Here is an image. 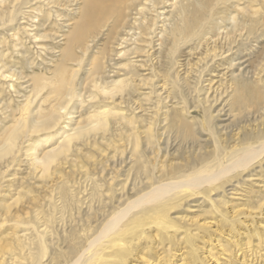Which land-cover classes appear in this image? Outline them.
I'll return each instance as SVG.
<instances>
[{"label": "bare ground", "instance_id": "6f19581e", "mask_svg": "<svg viewBox=\"0 0 264 264\" xmlns=\"http://www.w3.org/2000/svg\"><path fill=\"white\" fill-rule=\"evenodd\" d=\"M18 1L0 0V20L18 19ZM63 1L80 6L52 75H23L18 113L0 105L10 118L0 117V186L11 164L27 168L13 177L15 198L0 201V264H264V46L249 41L264 33V0L236 2L239 20L216 9L225 0ZM1 56L11 89L21 76ZM78 106L84 115L74 116ZM78 153L111 168L79 185L67 171L80 168Z\"/></svg>", "mask_w": 264, "mask_h": 264}, {"label": "rangeland", "instance_id": "374dc122", "mask_svg": "<svg viewBox=\"0 0 264 264\" xmlns=\"http://www.w3.org/2000/svg\"><path fill=\"white\" fill-rule=\"evenodd\" d=\"M48 1L49 0H45V1L44 0H20V1H18L19 3L17 2V4L14 7V9H16V11H17L16 17H18L19 20L16 17H15L16 19L14 21H12L11 23L9 21L6 22L7 21L6 18H3V19L1 18V20H0V23H1L0 24V52H1L0 54H2L1 58L4 59L1 63L2 64H5L4 65L5 67L3 68V70L5 71V69H6V70H8L6 72H10V73H11V71H16L17 70L16 71V74L17 75L19 74L21 76V78L19 77V79L11 82V83H14V87H15V88L13 87L14 89L12 87L10 89V84H8V83H10V80H7L6 81V80H2L3 77L0 78V83H1L0 84V101H1L0 102V105H2V103L4 104L6 102L8 104V102H9V104H10V105L8 104L10 106V107H8L9 109L4 110V111L7 112V114H11V113H13V111H14V113H18L17 110L21 106L22 100L24 99L22 95H24V94H27L28 95L29 94V93L25 92V89L24 88H21V87H24L25 84H27V83H25V81L27 80V77H30L31 75H33V76L34 75H38L39 76V74L41 73V75L39 76V79H41V77H44V76L45 77H50L52 75L49 71H50V67H52V68L54 67L53 66L54 62L51 65L50 62H49V60H52V58L53 59L56 58V54L58 55V52H57V49L58 48L57 47H59L60 45H62V43L64 42L62 40V38H63L62 35L66 36V33L68 32V26H66L68 24V22H65V21L68 20V19H70L71 17H74V20H75L76 17H77L76 14H74V11L73 10L76 7H79L80 6V3L77 2L76 4H74V3L73 4H68V3H66V1L60 0V1H56V2H58L56 4L54 2L51 3V2H48ZM245 1L246 0H241V1H238V0H225V1L221 2L219 5H217L216 6V9L222 10V8H225L224 6H226V7L228 6V7H230V8H227L228 12L231 13L232 15H234L235 17H237L236 19L239 20L242 17H241V14H240V10L238 11V8H236L237 7V3L240 2L242 5H245L244 4ZM5 3H6V6H11V4H9V2L6 1ZM48 3H50V4H48ZM64 3L65 4H68V5H64ZM229 3L231 5H233V6H231ZM254 3L255 2H253V4ZM149 4H150V2L148 1V4L146 6H148ZM46 5H48V6H46ZM254 5H256V3ZM64 6L66 8H64ZM0 7H1V5H0ZM60 7H62L63 9H60ZM35 8H38L39 10L41 9L43 11V13L44 12H46V13L49 12L48 13L49 17L48 16L45 17V14L44 15H41L42 14V13H40L41 10H40V12H37L36 13V11H38V10H36ZM235 10H237L238 12L235 11ZM260 12H261V10H260ZM59 13H60V16H59ZM236 14L238 16H236ZM32 15H35L37 17L34 18ZM162 17L163 16H161L160 17L161 19H159V23H158L159 26H160V24H162V20H163ZM46 18H47V22L49 23V25H47L48 24L47 23L46 24V27H44L43 29H41L42 27H39L38 28L37 25L36 26L34 25V24H37L38 23V20H40L39 22H41L42 20H44ZM226 23H228V21ZM144 24L145 23H142V20L140 19V17L137 18L135 24L133 25V30H132L131 34H134L135 36H137L138 33L140 32V28H138V26L139 25L140 26H143ZM26 25H27V28L24 29V27H26ZM166 25H169V23L166 22ZM227 25L230 27V25H231L230 22ZM21 26H23V27H21ZM32 28H33V31L31 30ZM105 29L106 28H104V30L102 31L101 35H99L97 37L98 39H95V41L92 42L93 43L92 44L93 47L95 46V44H96V46H101L100 43H103L104 42V40H105V34H104V32H106ZM53 32H54V34H53ZM259 32H261V31H259ZM259 32H257V36L256 37H252L253 39L251 38L249 40L251 42V44H252L251 45V48L252 49H254L255 47L264 46V35H262L264 33H262V34L260 33L259 34ZM38 33L39 34H42V33L51 34L52 37H50V36L49 37H45V38L36 37V39H34L35 38L34 35L37 34V36H39ZM55 33H56V35H55ZM37 38H38V40H37ZM256 39L257 40L259 39V40L257 41ZM97 40H100V41L98 43H96ZM41 44H42V46H41ZM135 45H136V43H134L133 40H131L129 42V44L126 47H124V48H132ZM93 47L90 49V51L95 52L94 51L95 48H93ZM158 47H155V48H158ZM9 50H10V52H9ZM157 50L160 51V48H158ZM95 54H97V53H95ZM243 54H245V53H243ZM86 57H85V62L87 61V58ZM131 57L133 58V55H131ZM194 57L196 58L197 55L194 56ZM133 59H135V58H133ZM182 62H184V64H185L187 62V58L185 60V58L183 57L182 58ZM71 66H74L73 63L71 64ZM187 66H188V64L184 65L185 68L190 67V66H188V67ZM47 69L49 71H47ZM70 69H71V67L68 68V71H66L64 73V75L69 76L68 73L70 72L69 71ZM218 71H220L219 74H222L223 75V73H222L223 71H221L219 68L217 69L216 73ZM83 72H84V67H81V68L78 69L79 75L77 73V77L75 79V82L78 83L77 80H78L79 77H81V75H83L82 74ZM144 73H145V71H144ZM23 75L24 76H27L28 75V76L26 78H23L24 77ZM208 77H209V75H208ZM223 77H224V75H223ZM215 78L217 80L219 77L218 78L215 77ZM24 79H26V80H24ZM19 84L20 85L21 84H24V85L20 87ZM17 87H19V88H17ZM14 90L20 91L19 97L16 96L17 94L14 92ZM48 90H49V86L46 87L44 90H42V95H46L47 92H48ZM148 91L146 93H148ZM133 94H134V98L136 100L140 96V92H138V91H136V92L134 91ZM152 97L155 98V95H153ZM19 98H20V100H19ZM6 99H7V101H6ZM97 99L94 101V104L100 102V100L97 101ZM76 102H75V104H76ZM92 104H89V105L91 106ZM18 105H20V106L17 107ZM72 105L73 104H71V106ZM74 105L72 106V108L75 107ZM89 105H86V106H89ZM168 105H170V103ZM14 106L17 107V109ZM86 106L85 107L78 106L79 108H77L76 111L73 113V114H75L74 116H77V113H78V115H84L85 112H86V110H87V108H88ZM80 108H83L85 111L83 112V109L79 111ZM14 109H16V112H15ZM8 110L9 111L12 110V112L9 113ZM71 110H73V109H71ZM2 114L3 113L0 110V117H4V115L6 113L3 114V115ZM222 117H224V116H222ZM225 118L227 119V117H224L223 119H225ZM1 119H3V118H0V122H3V120H5L3 123H7L8 124L10 118L7 115V118L4 117L3 120H1ZM226 119L223 120L222 123H225L227 121ZM6 120H7V122H6ZM85 146L87 148L84 147V145L81 146L82 148L84 147L83 148L85 150L84 153L82 152L83 149L81 151L84 155L87 152H88L87 154H89V151L91 153H94V150H91L90 148H88L89 147L88 145H85ZM107 152H109V151H107ZM128 153L129 152H127L126 154H128ZM81 156H82L81 154H79L77 156H75V155L72 156V158H74L73 160H75L74 163L76 164V167H74V168H79L80 167L81 169L79 168L78 169L79 171L78 170L75 171V170L71 169V167H69L70 169L67 168V171L70 170L69 175H68L69 178L71 180L73 179V181L77 182L79 185L81 184L83 186H87V187L89 186L90 181L88 179H90L91 174H93L94 172L97 171L94 168H98L99 169V167L102 164L107 165L106 169L108 168V171L111 168L110 165H108V163L105 162V159L103 157H101L100 155H98V154H96L95 159L92 158L89 161L87 159H85L83 156L81 158ZM12 165H13V167H12ZM81 170H82V172H81ZM79 172L82 173L84 176L82 174H80ZM7 173H9L10 175L7 174ZM26 174H27L26 164H23V163H20L19 164L18 162H14L13 164L10 165V167L6 170V173L4 174L5 175L4 177H6V175H7L8 179L5 180V178H3V183H5L6 185L3 184V187L0 186V187H2V188H0V201L1 202H6V201H8V199L10 200V198L14 195V192H15L13 190H15V189L17 191L19 190L17 188H19L18 185H20V183H19L21 181L20 179H22L24 176L27 178V175ZM99 175L102 176L101 174H99ZM9 176H11V178ZM96 176H97V174H96ZM13 177H15L17 180L19 179L20 181L19 180H18L19 182L16 181V179L13 178ZM9 181H10V183H9ZM7 184H8V186H7ZM10 184L12 185L11 187H14V188L11 189ZM26 184H28V183H26ZM76 184H75V186H76ZM28 185H31V183H29ZM4 186L7 187V188H5ZM4 188L6 190H8L7 193L5 192V189ZM2 194H5V195H2ZM218 194H221V191L217 192V194H215V196H217ZM224 197L226 198V197H229V196H224ZM13 198H15V195H14ZM26 198L27 197L22 198L21 200H19L14 205H16V204L21 205L25 201ZM197 203L198 202H194V207L195 208H196L195 205H197ZM191 206H192V204H191ZM191 210H193L192 207H191L190 211ZM184 211H185V208L182 209V211H180V213L181 214H184L185 213ZM223 229L226 232V228L224 227ZM219 239L222 240L221 237H219ZM215 242L217 243V241H215ZM212 247H214V246H212ZM144 250H146V253H147L148 256H151V257H154L155 256V253L153 251H151L149 249L147 250L146 248ZM214 250H216V249H214ZM221 261H222V259H220V261H218V263H220Z\"/></svg>", "mask_w": 264, "mask_h": 264}]
</instances>
